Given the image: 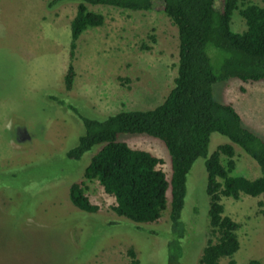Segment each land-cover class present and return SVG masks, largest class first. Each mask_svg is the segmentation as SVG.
<instances>
[{"label": "rangeland", "instance_id": "1", "mask_svg": "<svg viewBox=\"0 0 264 264\" xmlns=\"http://www.w3.org/2000/svg\"><path fill=\"white\" fill-rule=\"evenodd\" d=\"M47 1L0 0V186L6 189L0 192V264H165L168 194L155 223L133 224L114 215L113 199L95 181L83 179L91 152L78 162L68 160L65 152L83 133L75 113L102 120L121 111L149 110L163 100L175 76L176 30L163 14L161 0H152V9L145 12L87 6L103 16V24L78 37L69 60V23L76 4L47 9ZM238 1L264 7V0ZM221 4L214 0L217 9ZM230 29L244 30L236 11ZM69 62L74 77L66 91L63 76ZM212 97L230 105L241 125L264 141L263 81L215 83ZM118 140L160 159L159 169L169 178L161 142L145 135ZM225 143L224 137L211 134L207 155ZM232 147L231 175L258 177L254 161ZM220 161L223 165L225 158ZM205 178L198 158L185 183L180 219L190 224L181 264H199L209 237ZM83 181L88 201L97 207L94 214L77 210L68 200V186ZM220 203L223 216L237 224L235 264H264V199L240 194L236 200L222 197ZM226 263V258L218 261Z\"/></svg>", "mask_w": 264, "mask_h": 264}, {"label": "trees", "instance_id": "2", "mask_svg": "<svg viewBox=\"0 0 264 264\" xmlns=\"http://www.w3.org/2000/svg\"><path fill=\"white\" fill-rule=\"evenodd\" d=\"M162 12L177 34V63L172 86L163 100L145 111H121L102 120L75 113L83 133L65 152L68 160L78 162L90 153L82 171L85 181H95L103 193L113 199L115 216L133 224L155 223L165 209L169 196L168 234L165 264H181L182 243L189 233L181 221L185 183L194 161L203 159L206 174L208 239L201 249L199 264H235L231 258L238 249L237 224L223 216L221 198L236 200L240 194L264 199V141L241 125L240 118L228 104L215 101V83L237 79L242 83L264 82V7L238 0H222L217 9L214 0H161ZM63 3H75L69 23V60L75 42L87 29L103 24V16L87 6H107L125 11H149L152 0H48L51 9ZM243 21L240 33L230 29L232 13ZM71 62L63 76V88L72 87ZM55 100V99H53ZM56 102V101H55ZM59 105L65 103L58 100ZM75 111L71 105H66ZM228 143L218 145L207 155L211 134ZM121 135H145L162 143L167 151L170 175L159 169L162 161L147 151L130 148L119 141ZM238 147L259 168V176L248 180L231 175L234 169L233 147ZM225 162L222 165L220 158ZM84 181L68 186V200L77 210L94 214L97 207L86 195ZM5 188L0 186V192ZM128 255L133 258L132 251ZM133 263V261H132ZM245 264H259L250 260Z\"/></svg>", "mask_w": 264, "mask_h": 264}]
</instances>
